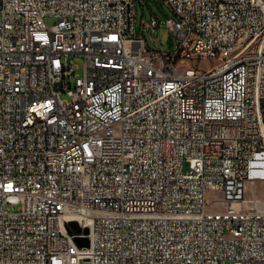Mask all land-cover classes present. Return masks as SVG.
<instances>
[{
	"label": "built area",
	"instance_id": "obj_1",
	"mask_svg": "<svg viewBox=\"0 0 264 264\" xmlns=\"http://www.w3.org/2000/svg\"><path fill=\"white\" fill-rule=\"evenodd\" d=\"M163 1L0 0V264H264V0Z\"/></svg>",
	"mask_w": 264,
	"mask_h": 264
},
{
	"label": "rangeland",
	"instance_id": "obj_2",
	"mask_svg": "<svg viewBox=\"0 0 264 264\" xmlns=\"http://www.w3.org/2000/svg\"><path fill=\"white\" fill-rule=\"evenodd\" d=\"M152 15H155L158 20L164 21L166 17L172 16V10L164 3L163 0H136V33L142 32L146 44L153 50H160L161 48L175 49L177 45V39L175 35L167 28L163 26L156 28L155 30H147L142 25V23H148ZM46 22L48 25H52L54 19L51 17L47 18ZM74 62L79 66L77 72L81 73V68L83 65L81 56H76L74 58ZM218 62V59H207L199 61L198 64L202 69H206ZM245 197L248 199H264V183L250 185L245 191ZM220 209L222 208L219 207V205L213 207V210Z\"/></svg>",
	"mask_w": 264,
	"mask_h": 264
},
{
	"label": "water",
	"instance_id": "obj_3",
	"mask_svg": "<svg viewBox=\"0 0 264 264\" xmlns=\"http://www.w3.org/2000/svg\"><path fill=\"white\" fill-rule=\"evenodd\" d=\"M64 227L69 235L74 236L73 240L78 247H88V227L80 225L75 220L65 221Z\"/></svg>",
	"mask_w": 264,
	"mask_h": 264
},
{
	"label": "bare ground",
	"instance_id": "obj_4",
	"mask_svg": "<svg viewBox=\"0 0 264 264\" xmlns=\"http://www.w3.org/2000/svg\"><path fill=\"white\" fill-rule=\"evenodd\" d=\"M207 59H218L219 60V56H210V57L202 59V60H207ZM218 63H216V64H218Z\"/></svg>",
	"mask_w": 264,
	"mask_h": 264
}]
</instances>
